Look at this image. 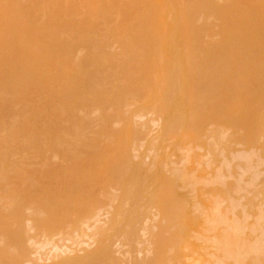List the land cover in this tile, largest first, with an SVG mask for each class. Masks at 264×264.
<instances>
[{"label": "bare ground", "instance_id": "obj_1", "mask_svg": "<svg viewBox=\"0 0 264 264\" xmlns=\"http://www.w3.org/2000/svg\"><path fill=\"white\" fill-rule=\"evenodd\" d=\"M113 46L116 50L112 48ZM175 89L177 91L181 89V91H179L180 93ZM128 100H131L132 103L138 102L139 107L137 109H140L139 111L146 110L148 112L147 109L149 107H151V109L154 107L156 109L154 112H159L158 119H162L163 122L160 133L163 136L167 135L171 138H179L180 136L187 135L189 137L191 136L190 140L193 139L192 141H195L197 138H200V136L202 137L203 134L200 135L201 131H203V127L206 126L205 124L208 122L209 125L213 123L212 125L221 126L229 122L228 124H231L229 130L232 129L229 135V132L223 128L224 126L222 128L226 131L222 132L223 130L221 131V127L215 126L218 128L217 130V128L214 127L213 129L211 125L209 126L207 124L210 130L212 129L211 132L208 129L210 133L205 131L209 134L207 138L209 136L213 140L214 137L215 143H218V141L222 143L220 140H222L223 137L224 140L226 137L225 132H228L226 135H228V139L231 137L230 143L236 140L234 139L235 136H237L238 142L243 144L253 143L254 145L256 142L258 143V141H260H257V138H259L258 135L262 134V138L264 136V0H0V258L2 259V264H20L19 262L24 259L23 256L29 255L27 253L31 250L29 249V244L32 245L33 242L31 240L32 234L30 236L32 242H30L29 236L27 235L29 230L32 231L31 229H37L43 235L45 232L47 233L45 237L49 235L48 233L52 234L56 229V234H60L58 231L62 228V230H64L65 227L62 223L65 219L68 220H65L64 223L70 220L69 222H72V225H74L78 220V216L79 219L84 217L85 210L88 209L91 204H87L88 207L85 208L86 203H89L91 200H85V198L89 197L87 193V191H90L89 187L92 188L95 184L99 186L107 182L105 181L107 178L106 173L110 175L114 170L112 167H118V164L115 165V163L118 161L117 157L120 155L119 153L122 152L121 154H123L130 148L127 142L130 134H114L115 132L112 131L113 137L116 136L112 139L110 133L112 129H109L113 128L111 127L112 123L113 126L118 123H115L116 117L124 118V116L127 117L124 118L123 121L126 122L125 124L128 125L129 128L131 115H124L127 113L122 114V108L124 107H122V105L125 104V109L126 101ZM128 104L130 106V102ZM135 105H133L132 108ZM137 109L136 112L138 111ZM133 112H135V110ZM117 121H119V119ZM134 122L135 125H132V127L138 125H136L138 121L135 120ZM108 123L109 125H107ZM123 123L121 124L124 125ZM208 126L206 128H208ZM121 127L122 126H120V129ZM125 127L126 126H124V128ZM144 127L145 125H143V129L145 130L146 128ZM137 128L138 127H136V130ZM140 128L142 129V127ZM219 128L221 129L219 130ZM116 129L118 128H115V130ZM240 130L244 131L240 133L242 136L239 135ZM123 131L121 129L120 132ZM145 132H141L140 135L142 136V133ZM106 134L111 136L112 140H109V142L107 141L110 136H106ZM134 135H136V133ZM101 136H103L104 142H102L103 139H101ZM133 136H131V143L133 142ZM187 136H184L185 138L183 140L186 139L188 141L189 137L187 139ZM192 136H196V138L194 139ZM134 137L135 140L136 137L139 138L140 136L138 134V136L136 135ZM211 138H208V140H211ZM238 138L246 139L248 142L246 141V143L245 140L241 142L242 139L239 141ZM166 140H168V138ZM199 140L198 143L200 144ZM227 140H225L226 144L223 141L225 147L226 145L230 146ZM262 142L264 143L263 140ZM215 143H209L210 146L213 144L212 147L206 146V148H209L208 150H212V152H210L212 155H217V151L223 150V148H218V143L216 148L219 150L217 149L216 153H214ZM235 143L237 142L234 141V144ZM260 143L261 141L258 143V146L261 148L263 147L262 150L264 151V146H261ZM234 144L232 143V145ZM249 148L250 146H248V149ZM258 149L257 147V150ZM255 151L256 150L253 148L251 152ZM251 152L249 153L251 154ZM253 155H249V158ZM258 155L259 154L256 153V156ZM239 156L241 157V155ZM221 157L223 158V156ZM225 157L226 156H224L222 162L227 160L225 164H227L226 166L229 172L228 165L232 162L228 161L227 158L225 159ZM237 157L238 155L236 158ZM240 157H238V160L241 161ZM259 157L257 158H261L260 161L263 163L264 159ZM121 158L124 159L123 156ZM192 158L194 159V157H191V160ZM129 160L131 159H128V161ZM248 160L250 161V159ZM213 161L211 163L214 165ZM233 161H235V158ZM246 161L245 159L244 162L246 163ZM256 161L257 159L255 162ZM222 162L221 166H223ZM155 163H157V161L154 162V165ZM123 164L127 165L125 162H123ZM209 164L207 160L208 169H211L209 168ZM238 164L235 165L234 163L235 167L237 166V169L239 167L242 168L241 166L238 167ZM259 164H257V166ZM143 165L144 163L142 162V166ZM218 165L220 164L218 163ZM122 166L121 162L120 167ZM225 167L221 169L226 170ZM125 168L122 174H125ZM215 168L218 167L216 166ZM94 169L100 172L96 174L94 173ZM156 169L159 172V168L157 167ZM218 169L220 170V168ZM145 170L147 172L151 171L148 170V167ZM216 170L217 169L214 171ZM244 170L247 171L245 166ZM202 171L205 170L203 169ZM260 171L262 170L260 169L259 172ZM114 173H117V171L115 172L114 170ZM237 173H239V171ZM237 173H235L236 176ZM219 174H222V172H219ZM229 175L228 177L232 176L231 173ZM239 175L242 177V174ZM188 176L190 177V173ZM245 176L247 175L245 174ZM259 176L260 175L255 179V182L252 181L253 183L250 184L251 189H256L254 188V183H257V179L264 175ZM152 177V179L155 180L156 174H152ZM225 177L226 179L228 178L227 175H225ZM118 178H116L117 181L120 180V178ZM213 178L216 179L218 176L215 177L214 175ZM232 178H228V180ZM152 179L151 181L153 182ZM176 179L178 180V178ZM176 179L175 181L168 180V186L170 185V181V186L173 188L172 182L175 184L177 181ZM237 180H242V178ZM115 181H111L110 183H114L113 187L116 189L118 188V182L116 181L117 184H115ZM156 181L160 184L158 179L155 180V183ZM247 182L246 185L251 183V181ZM110 183L107 184L108 188L105 189L109 191H107V194L110 193ZM121 183L119 185H121ZM191 183L190 185H192ZM213 183L217 184V181ZM235 183V186H237V183L239 184L240 182L237 181ZM241 183H243L244 187L240 185H238V187H240V189L245 188L244 191H246L244 182ZM259 183L261 182L259 181ZM142 184L143 182L139 187H143ZM158 184H156V189ZM165 184L162 186L165 187ZM176 184L179 185V182L177 181ZM176 184L175 186H177ZM196 184L193 183V185ZM221 185L223 189V185L225 184L221 183ZM158 186L160 187V185ZM229 187L232 188L230 185ZM258 187L259 184L257 188ZM262 187H264V185ZM171 188L169 187L167 190L170 194L174 195L173 192H177V190L176 188L175 190ZM231 188L224 190L225 194L226 191ZM121 189L120 186L119 190ZM159 189H157V192ZM170 189L172 191H170ZM208 189L209 188L206 190ZM219 189L218 195L222 193L219 192ZM235 189L237 188L235 187ZM253 189L252 191H254V194L257 190ZM261 189L264 191L263 188ZM116 190L118 192V189ZM212 190L213 189H211V191ZM121 191L119 192L120 194L122 193ZM96 192L97 191L93 194L96 195ZM104 192L106 193V191H103V193ZM178 192L180 194V191ZM230 192H232V190ZM103 193L100 194V198H97L103 201L104 204V200L106 199L102 198L104 197ZM167 193L166 191V196H163L164 194L161 193L159 194V196H163V198L160 197L159 199L160 203L163 202L165 205L166 198L171 202L177 201L169 199L170 195ZM208 193L210 192L208 191ZM246 193L252 195L250 192ZM84 194L87 195V197H85ZM90 194L92 195V193ZM98 194L96 196H98ZM225 194L224 196H226ZM256 194L260 196L259 191L256 192L254 196L252 195L255 199L257 198L255 197ZM136 196L138 197V195ZM156 196L157 195L153 194L152 197L156 198ZM92 197L94 198L95 196ZM150 197L148 199H150ZM236 197H238V195ZM107 198L109 199V196H107ZM99 199L96 200L95 197L94 200H92V202L96 203L95 207H97L96 205L99 202L103 205ZM225 199H228V197ZM241 199H244L243 195ZM250 199L252 198H247V204H242L244 208L238 204L239 208L241 207L240 209L245 210L247 208L245 211L242 210L243 213H246H241L244 216L248 214V217L250 213H255L253 212L255 202H253V205ZM107 200L106 202H108ZM140 200L138 199V201ZM215 200L217 201V199ZM110 201L111 200H109V202ZM228 201H231V198ZM174 202L173 204L175 207ZM180 203V216L176 213V215L178 214L177 219L179 217L181 218L180 223L176 220V217H174L179 226L177 228H175L176 226L172 228L170 225L172 229H177V231H175V237H171L174 240H172V244L169 247L172 250L171 252H173V254L171 253L172 256L177 253L176 251H179L181 241L182 243L183 241H189L186 237V226L197 220V217L194 216L195 214L191 209L193 214L190 212L188 205L184 207L183 204L185 203ZM216 203L217 202H215V204ZM100 204L99 206L102 208L103 206ZM173 204L169 202L170 208L168 207V203L165 205H168L167 208L170 209L169 212V210L165 208L168 210V213H166L168 216L172 212L171 208H174ZM220 204L222 203L220 202ZM231 204L228 202V205L232 206ZM104 205L106 206V203ZM109 205L111 206L112 203ZM149 205H151V203ZM92 206H94L93 203ZM245 206L248 207L245 208ZM95 207H93V209H95ZM162 208L161 212L164 213L165 217V212L167 211L164 210V212ZM231 208L230 210L233 212V207ZM93 209L89 214L94 213L92 212ZM111 209L112 206L109 210ZM248 209L252 212L249 211L250 213H247ZM83 210L84 212H82ZM86 211L89 212L90 209ZM173 211L175 212V210ZM215 213L217 214V210ZM259 213L260 212H258V214ZM95 214L91 215L92 217L89 215V217L94 219L95 216L98 215V212L96 211ZM172 214L173 213L170 214V218H168V216L166 217V219H169V221L167 220L169 223H173L170 222V219L173 221L174 218L172 216H176L175 213ZM25 215H27L28 218ZM262 215H264V211ZM262 215L260 214L259 216L264 218ZM64 216H69L71 219H69V217L63 218L64 220L61 219ZM76 217L77 220H75ZM90 218L87 220L83 218L84 223L86 221H91ZM161 218L163 219V217ZM259 218L260 217L255 220L258 221ZM26 219H28L27 223L30 220L33 224V226L29 224V226H31V228L29 227L30 229L25 225L27 223H24ZM165 221L163 219L161 222ZM176 222L174 224H176ZM211 222H213V220H211ZM78 223L82 225L81 227L84 226V223L79 222V220L76 224ZM153 223L151 225L149 223V230L151 226L155 227ZM206 223L207 221L205 224ZM261 223H263V221ZM159 224V226L162 227L163 223ZM221 224L223 223L221 222ZM65 225H67V223ZM91 225L93 226V223ZM76 226L79 225L73 227L76 228ZM227 226L228 225H226V227ZM79 228L77 229L79 230ZM108 228L109 227L98 229L96 235L107 238L106 229ZM145 228L146 227H144V229ZM164 228L162 227L163 230H165ZM169 228H167L166 231H168ZM171 228L169 232L172 231ZM156 229L159 230L158 227ZM156 229L150 232L154 234L153 237L158 239V237L162 238L167 235L166 231L161 230V232H158L162 236H160L159 233L158 237L155 236ZM228 229L230 228L228 227ZM251 229L253 228H250V231ZM94 232L96 233V230ZM75 233L74 236L79 235L77 234V230ZM35 234L37 233L35 232ZM239 234L241 233L239 232L238 235ZM53 235L55 234L53 233ZM66 235L67 233H64V236ZM231 236L229 237L231 238ZM251 236H249V238H252ZM41 237L42 235L40 238ZM146 239L147 238H145V240ZM105 241L107 242V240L104 239V245L101 247L102 249L100 248L96 251L91 250L92 252L86 257L84 256L81 263H78L98 264L102 255L105 259V257H107L106 254L109 253ZM254 241L252 242L254 243ZM40 242L41 241H37L39 244L35 242L33 244H35V246H40ZM157 242H160L159 239ZM154 244H157L156 241ZM219 244L218 246L221 247V243ZM223 244L222 249L225 255L227 258L231 259V261L226 264H241L242 261H240V258H243L241 256L243 252H245V254L248 253L246 254L247 256L251 255V257L255 261H259L260 264H264V252H258L256 248L257 252L253 251L254 249L251 246H249L250 248H246L245 246L247 244L239 243L237 239H230V244L225 243L224 246ZM226 244L229 245L226 246ZM189 245L191 244L189 243ZM255 245L258 244L256 243ZM11 247L13 248L12 250ZM144 247L146 246L144 245ZM42 248H45L44 245ZM251 248L253 250L250 251L255 253L253 255L252 252L251 254L248 252ZM32 249H34L33 246ZM106 250L108 251L105 253ZM217 250H219V248ZM257 253H259L258 256H256ZM161 256H163L164 261L167 260L165 258L166 254ZM28 259L29 257L24 260ZM116 259H113L115 264ZM146 259L148 260L150 258ZM146 259L141 261L138 259L136 260V264H139L137 261H140L142 264H147L144 262ZM215 259L216 257L214 260ZM102 260L103 259L100 261ZM109 260L111 259L109 258ZM31 261L32 259L30 262ZM149 261L150 260H148V262ZM219 262L221 263V261ZM68 264L76 263L75 261H70ZM214 264H217V261Z\"/></svg>", "mask_w": 264, "mask_h": 264}, {"label": "rangeland", "instance_id": "obj_2", "mask_svg": "<svg viewBox=\"0 0 264 264\" xmlns=\"http://www.w3.org/2000/svg\"><path fill=\"white\" fill-rule=\"evenodd\" d=\"M115 45H117V44H115ZM114 45V46H115ZM112 47V48H114L115 49V47ZM111 48V49H112ZM116 48H118V47H116ZM116 50V49H115ZM241 73V72H240ZM238 74H239V72H238ZM240 75V74H239ZM176 90V89H175ZM177 91V90H176ZM179 91H181V89L179 90ZM179 91H177V92H179ZM176 93V92H175ZM180 93V92H179ZM130 102V106H131V100H128V101H126V110L127 111H129V112H127L125 109H124V107H125V104H123L122 105V114H124V113H127V114H124V115H131V117H130V122H129V128H128V125H126L125 123V121H123V119L124 118H126L127 116H124V118L123 117H120V118H117L116 117V120H115V123L116 122H118V123H116L114 126L111 124V127H113V128H109V129H112L111 130V135H112V139L113 138H115V137H113V134H112V131L113 132H115L114 134H116V133H121V134H126L127 133V135H129L128 136V139H127V142H128V146L132 149H130V148H128V150H126L123 154H121L122 152H120L119 154L120 155H118V157H117V163H115V165L116 164H118V167L116 166V167H112V168H114V170H115V172L117 171V173H114V170L113 169H111V170H113V172L111 173V172H109L108 170H105L106 172L108 171L109 173H111L110 175L108 174V173H106V176H107V178H106V180L105 181H107V182H105V183H103L102 185H97V184H95V186L93 185V183H92V188H90L89 187V189H90V191H87V193H88V198H85V197H87V195H85V197H83V198H85V200H87V199H91L90 201L89 200H87V201H89V203H86V205L88 204H90L89 205V207H88V205L86 206L85 205V208H87L88 207V209H90V211L89 212H87L86 210H88V209H86L85 210V212H84V210L82 211V212H84L85 214L82 216V213H81V216L85 219L86 218V220L87 219H89L90 217H89V215L91 216V215H93V214H95V212L97 211L98 212V215L97 216H95V218L93 219V218H90L91 219V221H86L85 223L87 224V222H88V224L86 225L85 223H84V221H83V218H81V219H79V216H78V220H79V222H83V223H81V224H83L84 226V228L83 227H81L82 225H80L79 223L78 224H76L77 223V217L75 218V220H77L76 221V223L74 224V225H72V222L70 223L69 221H66V223H67V225H65L66 223H64L65 222V220H68V219H65V217L66 218H68L67 216H64V217H62L61 219H63L64 220V222L62 223V225L64 224V230H62V229H58L59 231V233L60 234H56L57 233V229L56 230H54L53 232H52V234L51 233H48L49 235H47L46 237H45V235L47 234V233H45L44 232V235L40 232V231H38L37 229L35 230V229H31L32 231H30L29 229L31 228V226H33V224H32V222H30V220H29V222L27 223V220L28 219H26V221H24V223H27V224H25L29 229V232H27V235L29 236V240H30V238L32 237V241L30 240V242H32V245L31 244H29V249H31L30 250V252H27L29 255L27 256V255H25V256H23L24 257V259H27L28 257H29V259L28 260H24L23 258H21V259H23V261L21 260L19 263L20 264H68V262H70V261H75V263L76 264H79V263H81V261L83 260V258H84V256L86 257L90 252H92L91 250H97V249H100L101 247H102V245H104V239L105 240H107V242L105 241V244H106V246H108V248L107 249H109V253L108 254H106L107 255V257H105V259L103 258V255L100 257L101 259H103L102 261H100L99 260V263L100 264H109L110 262L113 264L114 263V261H113V259H116L115 260V262H116V264H136V260H143V259H146V258H150V259H148V260H150L149 262H148V260L146 261V260H144V262L145 263H147V264H171V263H173V264H214L216 261H217V264H226L227 262H229V261H231V259H229V258H227V256L225 255V252L223 251V249H222V244H223V242H224V244H223V246L225 245V243H229L230 244V239H237L238 240V242L239 243H242V244H245L246 242V244L248 245H246L245 247L247 248V247H249V246H251V247H253V249L251 248V249H247L248 250V252H250V254H251V252H252V255L253 254H255L253 251H256V249H257V251L258 252H260L261 251V253H263L264 252V218L262 217L261 218V216H259L260 214L262 215V212L264 211V193H262V192H264L261 188H263L264 189V187H262L263 185H264V181H263V175H264V172H263V170H264V162H263V160H262V162L263 163H261V158L260 157H262L263 159H264V151L262 150L263 149V147L261 148L260 146H258V143L261 141V143H260V145L262 146H264V143L262 142V140L264 141V136H263V138H262V134H260V135H258V137L259 138H257V141L258 140H260V141H258V143L256 142V144H254L253 145V143H247L248 141L246 140V139H243V138H238L239 139V141L241 140V142L243 141V140H245V142L247 143V144H243V143H240V142H238V140H237V136H235V135H233V136H235V138L234 139H236V140H233V141H231V143H230V138L231 137H229V139L227 138L228 137V135L230 134V132H232V129L231 130H229L231 127V124L229 125L228 123L229 122H226V124H228V125H226V124H224V125H212L213 123H211L210 125H211V127L214 129V127L215 126H218V127H223V128H225L228 132V135H226L227 133L225 132V139L223 140V138H222V140H220V142L222 141V143H219V141H218V143H219V147L218 148H223V150L221 151V150H219L218 148H216L217 147V145H218V143H215V140H214V137H213V140H212V138L211 137H209L208 136V138H211V140H208V138H207V135H209V134H207V133H210L211 132V130H210V125L208 126L207 124H205L206 126H204L203 127V131H201V134L200 135H202V137L200 136V138H197L198 140H199V142H200V144L198 143V140L196 139L195 141H192L193 139H191L190 140V137L189 136H187V135H183V136H180L179 138L178 137H174V138H171L170 136H163L160 132H161V127H162V125H163V122H162V119H158L159 118V112L157 113V116H156V113L154 112V110H156L154 107H152L153 109H151V107H149L147 110H148V112L145 110V111H139L140 109H137L139 106V103L137 102H133L132 103V106L133 105H135L133 108H134V110H135V112H133L134 110H133V108H132V106L130 107L129 106V103ZM236 105H238V104H236ZM235 105V106H236ZM239 106V105H238ZM129 107V108H128ZM237 107V106H236ZM136 109L140 112V115H139V112L137 111L136 112ZM125 110V111H124ZM141 110H143V109H141ZM149 111H150V113H149ZM153 111V112H152ZM133 112V113H132ZM152 112V113H151ZM136 113V114H135ZM145 113V114H144ZM136 116H135V115ZM138 114V115H137ZM128 115V116H129ZM142 115V116H141ZM139 116V117H138ZM141 116V117H140ZM134 117V118H133ZM136 117H138V118H136ZM133 119V121H132V119ZM136 118V119H135ZM119 119V121H121V122H119V121H117ZM136 121H138V123H136V125L137 126H133L132 127V125H135V120ZM114 120H112V121H114ZM127 121V120H126ZM124 122V123H123ZM134 122V123H133ZM110 123H111V121H110ZM121 123H123L124 125H122ZM127 123H128V121H127ZM141 123H142V126H141ZM144 123V124H143ZM121 124V125H120ZM131 124V125H130ZM218 124V123H217ZM107 125H109V123L107 124ZM143 125H145V127L144 128H146L145 130L143 129ZM94 126V125H93ZM96 126V125H95ZM120 126H122L121 127V129H122V131L123 132H120L121 131V129H120ZM124 126H126L125 128H124ZM130 126H131V128H130ZM148 126V127H147ZM208 126V128H206ZM109 127V126H108ZM136 127H138L137 128V130L138 129H141L140 127H142V129L141 130H136ZM230 127V128H229ZM97 128V127H96ZM96 128H94V129H96ZM115 128H118V129H116L115 130ZM205 128V129H204ZM215 128H217V127H215ZM221 128H219V130L221 129ZM221 129V131L222 132H224V131H226V130H224V129ZM115 131H114V130ZM135 131H134V130ZM210 130V132H209V130ZM119 130V131H118ZM217 130H218V128H217ZM146 131V132H145ZM205 131H207V133L205 132ZM134 132V133H133ZM141 132H145V133H142V136L140 135L141 134ZM157 132V133H156ZM203 132V133H202ZM243 133L244 131H242V130H240V132H239V135H241L240 133ZM136 133V135L138 136V134H139V138L138 137H136V139L134 140V136H136V135H134ZM147 133V134H146ZM134 136H133V135ZM144 134V135H143ZM205 134H206V137H205ZM239 135H238V137H239ZM264 135V134H263ZM103 136H105V135H103ZM103 136H101L100 138L101 139H103ZM106 136H110L109 134L107 135L106 134ZM105 136V137H106ZM131 136H133V142L131 143ZM184 136H187V139H188V137H189V140L187 141L186 139L185 140H183L185 137ZM242 136V135H241ZM240 136V137H241ZM245 136V135H244ZM261 136V137H260ZM170 137V138H169ZM203 137H204V139H203ZM130 138V139H129ZM163 138V139H162ZM168 138V140H166ZM181 138V139H180ZM192 138H196V136H192ZM207 138V139H206ZM228 140H227V139ZM233 138V137H232ZM261 138V139H260ZM107 139V138H106ZM111 139V136L110 137H108V141L107 142H109V140H112ZM138 139V140H137ZM151 139V140H150ZM204 140V141H203ZM225 140H227V141H229L228 143H230L229 145L230 146H228V145H226V147H225V144H226V141ZM105 140L103 139L102 140V142H104ZM180 141V142H179ZM203 141V142H202ZM207 141V142H206ZM212 142V143H215V146H214V150L213 151H215L214 153H216V151H217V149L219 150V151H217V155H215L214 153V155H212V153H210V152H212V150L210 151V150H208L209 148L208 147H212V145L213 144H211V146H210V142ZM225 142V144H223L224 142ZM234 141L235 142H237V143H235L234 144ZM205 142V143H204ZM217 142V141H216ZM244 142V141H243ZM90 143H92V142H90ZM113 143V142H112ZM111 143V144H112ZM137 143V144H136ZM195 143V144H194ZM204 143V144H203ZM227 143V144H228ZM232 143L234 144V145H232ZM110 144V145H111ZM132 144H134V145H132ZM155 144V145H154ZM168 144V145H167ZM209 144V145H208ZM221 144V145H220ZM137 145V146H136ZM198 145V146H197ZM133 148H132V147ZM153 146V147H152ZM206 146H208L207 148H206ZM248 146H250V148L249 149H251V150H249L248 149ZM253 146V147H252ZM151 147V148H150ZM195 147H196V149H195ZM252 147V148H251ZM257 147L259 148L258 150H257ZM198 148V149H197ZM206 148V149H205ZM253 148H254V150H256L255 152L256 153H258L259 155L258 156H256V153L255 152H251L252 150H253ZM130 149V150H129ZM135 149V150H134ZM139 149V150H138ZM213 149V148H212ZM230 149V150H229ZM261 149V150H260ZM172 150H173V152H172ZM208 150V151H207ZM249 150V151H248ZM131 151H133V152H131ZM240 151V152H239ZM118 152V151H117ZM220 152H221V154H220ZM223 152H224V154H223ZM249 152H251V154L249 153ZM114 153H115V151H114ZM205 153V154H204ZM210 154V156H211V158H210V156H209V154ZM228 153H229V155H228ZM239 153V154H238ZM243 153V154H242ZM245 153V154H244ZM204 154V155H203ZM223 156V158L220 156ZM254 154V155H253ZM116 155V156H117ZM207 155V156H206ZM238 155V157H240L239 155H241V157H240V159H241V161L240 160H238V157L236 158V156ZM245 155V156H244ZM248 155V156H247ZM249 155H253L251 158H249L250 156ZM124 157V159L123 158H121V157ZM128 156V157H127ZM139 156V157H138ZM203 156V157H202ZM220 156V157H219ZM224 156H226L225 157V159L227 158L228 159V161H230V162H232L230 165H228L229 166V172H228V167L226 166L227 164H225V163H227V160H225L224 162H222L223 160H224ZM260 156V157H259ZM132 157H134V158H132ZM191 157H194V159L192 158V160H191ZM195 157H197V158H195ZM208 157V158H207ZM228 157H230V158H228ZM256 157V158H255ZM257 157H259L260 159H258ZM120 160H119V159ZM127 158V159H126ZM166 158V159H165ZM187 158V159H186ZM203 158V159H202ZM204 158H206V159H204ZM210 158V159H209ZM234 158H235V161H233L234 160ZM128 159H131V160H129L128 161ZM134 159V160H133ZM186 159V160H185ZM196 159V160H195ZM230 159V160H229ZM245 159L247 160L246 161V163L244 162L245 161ZM248 159H250V161L248 160ZM257 159V161L255 162V160ZM128 161V163H127V161ZM184 160V161H183ZM194 160V161H193ZM198 160V161H197ZM201 160V161H200ZM207 160H208V162L210 163L209 164V168H211V169H208V166H207ZM213 160H215V161H213ZM221 160V161H220ZM237 160V161H236ZM119 161H120V163H119ZM144 163V165L142 166V162ZM157 161V163H158V165H157V163H155V165H154V162H156ZM214 162V165H213V163H211V162ZM217 161V162H216ZM219 161V162H218ZM259 161H260V164H259ZM121 162H122V167H120V165H121ZM123 162H125V164H127V165H124L123 164ZM197 162V163H196ZM204 162V163H203ZM206 162V163H205ZM221 162L223 163V166H221ZM230 162H228V163H230ZM250 162H251V164H250ZM252 162H253V164H252ZM151 163V164H150ZM194 163V164H193ZM218 163L220 164V165H218ZM234 163H235V165H237L238 163L240 164H238V167L239 166H241L242 168H243V170H242V168H240V170H239V168L237 169V166L235 167V165H234ZM244 163V164H243ZM153 164V165H152ZM201 164V165H200ZM205 164H206V166H205ZM212 164V165H211ZM247 164H250V165H247ZM257 164H259V165H261V166H257ZM114 165V166H115ZM129 165V166H128ZM142 167H141V166ZM150 166V168H149V166ZM245 166V168H247V171L246 170H244V166ZM127 166L128 167V169H127V167L125 168V167ZM218 167V168H220V170L218 169V168H215V167ZM226 166V167H225ZM254 166V167H253ZM258 167V169H257V167ZM147 167H148V170H151L150 172H147L145 169H147ZM159 168V172H158V170L156 169V168ZM206 167V168H205ZM225 167V169L226 170H224V169H221V168H224ZM235 167V168H234ZM111 168V167H110ZM126 169V171H124L125 172V176L122 174V172H123V169ZM141 168V169H140ZM161 168V169H160ZM253 168V169H252ZM262 170V171H260L259 172V170L260 169ZM156 169V170H155ZM174 169V170H173ZM183 171H182V170ZM187 169V170H186ZM205 170V171H202V170ZM215 169H217L216 171H214ZM239 171V173H237L238 171ZM95 170V169H94ZM122 170V171H121ZM219 170V171H218ZM256 170V171H255ZM225 171V172H224ZM255 171V172H254ZM98 172H100V171H97V169L94 171V173H96V174H98ZM192 172V173H191ZM216 172V173H215ZM219 172L221 173L222 172V174H219ZM227 172H228V174H227ZM259 172V173H258ZM263 172V173H262ZM114 173V174H113ZM120 173V174H119ZM189 173H190V177L188 176L189 175ZM215 173V174H214ZM231 173V175L233 176V178H232V176L231 177H228V176H230L229 174ZM235 173H237V176H236V174ZM243 173H244V176H243ZM255 173V174H254ZM261 173V174H260ZM117 174V175H116ZM152 174L154 175V174H156V177L154 178L155 180H157L158 179V181L160 182V184H158V182L156 181V183H155V180H153L152 178ZM207 174V175H206ZM218 174V175H217ZM239 174H242V177H241V175H239ZM245 174L247 175V176H245ZM263 174V175H262ZM109 175V176H108ZM112 175H114V176H112ZM119 175H121V176H119ZM180 175H181V177H180ZM214 175H215V177H217L218 176V178H213L214 177ZM221 175V176H220ZM225 175H227V177L228 178H232V179H229L228 180V178L226 179V177H225ZM255 175V176H254ZM258 175H260V176H263V177H260V178H258L257 179V183L259 184V187L257 188V186H258V184L257 183H254V188H256V189H253V190H257V191H255V193L256 192H258L259 191V193H260V196H259V194H256L255 195V197H257L256 199L255 198H253V196H254V194H253V192L254 191H252V189L250 188V184H252L253 182H255V179L258 177ZM148 176V177H147ZM163 176H165V177H163ZM168 176V177H167ZM180 178H179V177ZM187 176V177H186ZM110 177H112V178H110ZM115 177V178H114ZM120 178V180L119 181H117V179L116 178ZM122 177V178H121ZM221 177V178H220ZM237 177V178H236ZM242 178V180H237V179H239V178ZM246 177V178H245ZM249 177V178H248ZM118 178V179H119ZM164 178V179H163ZM176 178H178V180L176 179ZM225 178V179H224ZM235 178V179H234ZM252 178V179H251ZM112 179V180H111ZM144 179H146V180H144ZM151 179L153 180V182L151 181ZM172 179V180H171ZM175 179L179 182V185L178 184H176V182H175V184L177 185V186H175V184H174V182H172L173 183V185L172 186H174L173 188H171V182L170 181H175ZM192 179V180H191ZM195 179V180H194ZM246 179H248V180H246ZM250 179V180H249ZM254 179V180H253ZM118 182V184H117V182ZM141 180H142V182H143V187L142 186H140L139 187V185H141ZM166 180V181H165ZM168 180H170L169 181V183H170V185L168 186V183H167V181ZM221 180V181H220ZM232 180V181H231ZM235 180H237L238 182H244V184H245V187H246V191H244L245 190V188L243 189V188H241L240 189V187H238V185H240V186H242V187H244V185H243V183H237V186H235L236 185V183L235 182H237V181H235ZM111 181H115L116 183L115 184H117L118 185V188H116V189H118V192H117V190L115 189V187H113V184L114 183H110ZM150 181V182H149ZM211 181V182H210ZM217 181V184L216 183H213V182H216ZM223 181V182H222ZM229 181H231V182H229ZM235 181V182H234ZM247 181H251V183H249V184H247L246 185V182ZM253 181V182H252ZM259 181L261 182V183H259ZM122 182V183H121ZM163 182H165V183H163ZM193 185V183L194 184H196V185H190V183ZM199 182V183H198ZM225 182V183H224ZM230 184H229V183ZM110 183V185H111V187L109 186V189H110V193H108L107 194V191H108V189L107 190H105L106 188H108V185L107 184H109ZM121 183V185H119ZM152 183V184H151ZM221 183H223V184H225V185H223V189H222V185H221ZM234 183V184H233ZM248 183V182H247ZM151 184V185H150ZM156 184H158V185H160V187L157 185V189H159L158 190V192H157V189H156ZM164 184H165V187H163L164 186ZM260 184H263V185H260ZM151 187H150V186ZM163 185V186H162ZM229 185L230 186H232V188L231 187H229ZM249 185V186H248ZM257 185V186H256ZM98 186V187H97ZM120 186H121V190H119L120 189ZM166 186H168V187H166ZM196 186H199V187H196ZM213 188H212V187ZM218 186V187H217ZM227 186V187H226ZM237 188V189H235V187ZM252 186V185H251ZM97 187V188H96ZM99 187H100V189H99ZM136 187V188H135ZM138 187V188H137ZM150 187V188H149ZM159 187V188H158ZM169 187L171 188V189H173V190H175V188H176V190H177V192H173L174 193V195L173 194H170V192L167 190V189H169ZM194 187V188H193ZM249 187V188H248ZM253 187V186H252ZM94 188V189H93ZM130 188V189H129ZM149 188V189H148ZM163 188H164V190H163ZM193 188V189H192ZM207 188H209L208 190H206ZM219 189V192L222 194H219L218 195V189ZM228 188H231V189H229L228 191H226V194H225V191L224 190H227ZM239 188V189H238ZM260 188V189H259ZM97 189V190H96ZM115 189V190H114ZM129 189V190H128ZM147 189V190H146ZM165 189H166V191L168 192L167 194H169L170 195V198L169 199H174V200H177L176 202H174L175 203V207H174V204H173V202H171V201H169L168 200V198H166L167 200H165V205L168 203V205H169V202L170 203H172L173 204V207L174 208H171L172 210V212L171 213H175V215H176V213H178L177 215L178 216H180V213L179 212H181L180 210H181V203L180 202H182V203H185V204H183L184 205V207L185 206H187L188 205V208H189V210L191 209L192 211H193V213L195 214L194 216H196L197 217V220H196V222H194V223H192V224H190V225H188V226H186V228H185V226H184V228L186 229V237L188 238V242L191 244V245H189V243L188 242H186V241H183V243H182V241L180 242V248H179V251H176L175 253V255H171V253L173 254V252H171L172 250L169 248L170 247V245L172 244V240H174V239H172L173 237H175V231H177V229H172L173 227H175V228H177L179 225H178V222H176L175 221V218L174 217H176V220L177 221H179V223H180V221H181V218L179 217L178 219H177V215L176 216H174L173 214V218H174V220L172 221L171 219H170V222H173V223H169L168 221H169V219L168 218H170L169 216H170V214H169V216L166 214V213H168V210H169V212H170V205L168 206L169 208H167V206H165L164 205V203L162 204V203H160V197L161 198H163V196H166V194H165ZM170 189V191H172ZM211 189H213L212 191H211ZM243 189V190H242ZM247 189H248V191H247ZM111 190H112V192H111ZM114 190V191H113ZM124 190V191H123ZM144 190H145V192H144ZM161 190H163V191H161ZM204 190V191H203ZM232 190V192H230ZM251 190V191H250ZM262 190V191H261ZM95 191H97L96 192V195L98 194V196H96V195H94L93 193L95 192ZM98 191H100V192H98ZM103 191H106V193L104 192L103 193ZM122 192L121 194L119 193V192ZM142 191H143V193H142ZM178 191H180V194H179V192ZM208 191L210 192V193H208ZM239 191H240V193H239ZM261 191V192H260ZM109 192V191H108ZM116 192H117V195L115 196V194H116ZM124 192V193H123ZM149 192H150V194H149ZM163 192V193H162ZM196 192V193H195ZM206 192V193H205ZM212 192V193H211ZM229 194H228V193ZM234 192V193H233ZM242 192V193H241ZM246 192H250L252 195H248ZM86 193V194H87ZM90 193H92V195L90 194ZM104 194V197H102L103 199H108L107 198V196H109V199L107 200L108 202H106V200H104V202L106 203V206L103 204V201H101L99 198V196H100V194ZM112 193V194H111ZM129 193H130V195H129ZM148 195H146V194ZM164 194L163 196L161 195V196H159V194ZM236 193V194H235ZM247 195V197H246V195ZM128 194V195H127ZM140 194V195H139ZM153 194H155V195H157L156 196V198H154V197H152L153 196ZM216 194H217V196H216ZM224 194L226 195V196H224ZM243 195V200L241 199L242 198V195ZM83 195V196H84ZM90 195H91V197L92 196H95L96 197V200L97 199H99L101 202H102V204L103 205H101L100 204V202L98 203V201H97V207H95V204L96 203H94V202H92V200H94V198L92 197H90ZM106 195V196H105ZM136 195H138V197L136 196ZM150 195H151V197H150ZM205 195V196H204ZM206 195H208V196H206ZM210 195H212V196H210ZM228 195V196H227ZM229 195H230V197H229ZM238 195V197H236ZM140 196V197H139ZM176 196H178V197H176ZM199 196V197H198ZM203 196V197H202ZM222 196V197H221ZM252 196V197H251ZM97 197H99V198H97ZM133 197V198H132ZM143 197V198H142ZM146 197V198H145ZM150 197V199H148ZM169 197V196H168ZM194 197V198H193ZM216 197V198H215ZM226 197H228V199H225ZM241 197V198H240ZM262 197V198H261ZM82 198V200L84 201V199ZM101 198V199H102ZM114 198V199H113ZM116 198V199H115ZM119 198V199H118ZM131 198V199H130ZM140 200V199H142V200H140V201H138V199ZM165 198V197H164ZM177 198V199H176ZM207 198H208V200H207ZM230 198H231V201H228V200H230ZM234 198V199H233ZM247 198L249 199V198H252V199H250L251 200V203L253 204V202H255L253 205H254V207H253V212H255V213H250V212H252L251 210H249L248 209V211H247V213L249 212L250 213V215H249V217H248V214H245V215H247V216H244V215H242V210L243 209H240L243 205L242 204H245L247 201ZM113 199V200H112ZM122 201H121V200ZM128 199V200H127ZM156 199V200H155ZM183 199H185L186 200V202H185V200H183ZM190 199H192V200H190ZM206 199V200H205ZM215 199H217V201L215 200ZM223 199V200H222ZM255 199V200H254ZM263 199V200H262ZM96 200H95V202H96ZM109 200H111L110 202H109ZM116 200V201H115ZM124 200V201H123ZM134 200H135V202H134ZM147 200H149V201H147ZM181 200V201H180ZM183 200V201H182ZM226 200V201H225ZM233 200V201H232ZM235 200H236V202H235ZM242 200V201H241ZM82 201V202H83ZM158 201H159V203H158ZM161 201H162V199H161ZM163 201H164V199H163ZM169 201V202H168ZM178 201H180V202H178ZM209 201V202H208ZM249 201V200H248ZM262 201H263V203H262ZM119 202H121V203H119ZM215 202H217L216 204H215ZM220 202L222 203V204H220ZM228 202H230V204L232 205V206H230V205H228ZM237 203V204H235V203ZM238 202H240V203H238ZM92 203L94 204V206H92ZM110 203H112V209L111 210H109L110 208H111V206L109 205ZM117 203H118V205H117ZM151 203V205H149ZM248 203V202H247ZM246 203V204H247ZM85 204V203H84ZM83 204V205H84ZM99 204L101 205V206H103L102 208H100V206H99ZM197 204V205H196ZM218 204V205H217ZM235 204V205H234ZM238 204H240L239 206H241L240 208H239V206H238ZM108 205H109V207H108ZM123 205V206H122ZM155 205V206H154ZM164 205V206H163ZM183 205H182V207H183ZM215 205V206H214ZM234 205V206H233ZM252 205V206H253ZM153 206V207H152ZM195 206V207H194ZM237 208H236V207ZM257 206V207H256ZM93 207H95V209H93ZM136 207V208H135ZM162 207H164V208H162V210L164 211H167V212H165V217H164V213H162L161 212V208ZM177 207V208H176ZM208 207V208H207ZM229 207V208H228ZM231 207H233V212H232V210H230V209H232ZM246 207H248V206H245V208ZM165 208H167V209H165ZM176 208V209H175ZM209 208H210V210H209ZM226 208H227V210H226ZM235 208V209H234ZM242 208H244V206L242 207ZM93 209V211L92 212H94L93 214H89V213H91V210ZM98 209V210H97ZM114 209V210H113ZM117 209V210H116ZM180 209V210H179ZM94 210H96V211H94ZM173 210H175V212L173 211ZM190 210V212L192 213V211ZM207 210V211H206ZM213 210H214V213L216 212V210H217V214L215 215L214 213H213ZM245 210H247V208L245 209ZM245 210H243V211H245ZM263 210V211H262ZM113 213H112V212ZM117 211H118V213H119V215H118V213H117ZM133 213H132V212ZM201 211H203V212H201ZM86 212H87V216H86ZM242 212V213H241ZM258 212H260L259 214H258ZM158 213V214H157ZM192 213V214H193ZM235 215H234V214ZM244 213H246V212H244ZM243 213V214H244ZM162 214V215H161ZM211 214H213V215H211ZM224 214V215H223ZM253 214V215H252ZM255 214V215H254ZM256 214H257V216H256ZM80 215V214H79ZM96 215V214H95ZM118 215V216H117ZM219 215H221V216H219ZM25 216H27V215H25ZM168 216V218L166 219V217ZM212 216V217H211ZM254 216V217H253ZM262 216H264V215H262ZM89 217V218H88ZM92 217V216H91ZM161 217H163V219H164V221L165 222H161L163 219L161 218ZM204 217V218H203ZM217 217H219V218H217ZM222 217H223V219H222ZM256 217V218H255ZM258 217H260L259 218V220L257 221V220H255V219H257ZM25 218V217H24ZM27 218H28V216H27ZM172 218V219H173ZM202 218V219H201ZM206 218V219H205ZM210 220H209V219ZM213 218V219H212ZM227 220H226V219ZM236 218V219H235ZM248 218V219H247ZM69 219H71L70 217H69ZM93 219V220H92ZM180 219V220H179ZM234 219V220H233ZM244 219V220H243ZM263 219V220H262ZM81 220V221H80ZM158 220V221H157ZM168 220V221H167ZM183 220V219H182ZM211 220H213V222H211ZM217 220V221H216ZM237 220H239V221H237ZM263 221V223H261L262 221ZM207 221V223L205 224V222ZM216 221V222H215ZM228 221V222H227ZM231 221V222H230ZM244 221V222H243ZM260 221V222H259ZM136 222V223H135ZM154 222V223H153ZM176 222V224H174ZM185 222V221H184ZM221 222L223 223V224H221ZM226 222V223H225ZM235 223V224H233V223ZM243 222V223H242ZM69 223V224H68ZM93 223V226L91 225ZM149 223H150V225L153 223L154 224V226L155 227H153V226H151V229L149 230V228H150V225H149ZM159 223H163V225H162V227L165 229V230H163L162 229V227L161 226H159L160 224ZM168 223V224H167ZM213 223V224H212ZM216 223V224H215ZM218 223V224H217ZM240 223V224H239ZM259 223V224H258ZM29 224H32L31 226H29ZM94 224H95V226H94ZM100 224V225H99ZM104 226H103V225ZM145 224H147V225H145ZM173 224H174V226H173ZM210 225V227H209V225ZM251 224H253V225H251ZM254 224H255V226H254ZM69 225V226H68ZM72 227H71V226ZM75 225H79L80 226V228H79V226H76V228H74L75 227ZM142 225H143V227H142ZM145 225V226H144ZM170 225L172 226V228L170 227ZM217 225V226H216ZM226 225H228L227 227H226ZM230 225V226H229ZM68 226V227H67ZM74 226V227H73ZM91 226H92V228H91ZM101 226V227H100ZM141 226V227H140ZM171 228V230L172 231H174V232H172V231H170L169 232V227ZM236 226V227H235ZM259 228H258V227ZM63 227V226H62ZM94 227H95V229H94ZM104 227H109L108 229H106V234H107V238H103V237H100V236H97L96 234H97V232H98V229L100 230V228H102V229H104ZM144 227H146L145 229H144ZM159 228V230L158 229H156V228ZM212 227H214V228H212ZM215 227H216V229H215ZM228 227L230 228V229H228ZM232 227H234V228H232ZM238 227V228H237ZM67 228H69V229H67ZM77 228H79V230L77 229ZM167 228H169L168 229V231H166V229ZM210 228V229H209ZM250 228H253V229H251V231H250ZM257 228V229H256ZM75 230V232H76V230H77V234H79V235H75L74 236V234H76L75 232H74V230ZM82 229H84V230H82ZM147 229V230H146ZM154 229H156L155 231V236H157L158 237V233L159 232H161V230L162 231H166V234L167 235H165V236H163L162 238L160 237H158V239H159V241L160 242H157V238H155V237H153V235L154 234H151L150 232L152 231H154ZM203 229V230H202ZM214 229V230H213ZM259 229V230H258ZM73 230V231H72ZM82 230V231H81ZM96 230V233L94 232ZM236 230V231H235ZM89 231V232H88ZM127 233H126V232ZM147 231V232H146ZM159 231V232H158ZM227 231H229V232H227ZM231 231V232H230ZM35 232L37 233V234H35ZM71 232V233H70ZM74 232V233H73ZM93 232H94V234H93ZM143 232V233H142ZM167 232H169V233H167ZM241 233V234H239L238 235V233ZM29 233V234H28ZM53 233L55 234V235H53ZM64 233L66 234L67 233V235L66 236H68V234H69V236L71 237H66V236H64ZM136 233V234H135ZM148 233V234H147ZM164 233V232H163ZM163 233H161V234H163ZM229 234V235H227V234ZM251 234V235H249V234ZM253 233V234H252ZM31 234H32V236H31ZM39 234V235H38ZM62 234V235H61ZM71 234V235H70ZM91 234H93V235H91ZM143 234H145V235H143ZM233 234H235V235H233ZM42 235V239L40 238V236ZM96 235V236H95ZM143 235V236H142ZM152 235V236H151ZM159 235H160V233H159ZM170 235H173V236H170ZM199 235V236H198ZM231 235H233V236H231ZM31 236V237H30ZM76 237V238H74V237ZM160 236H162V235H160ZM229 236H231V238L229 237ZM249 236H251L252 238H249ZM262 236V237H261ZM1 237V236H0ZM34 237V238H33ZM73 237V238H72ZM88 237V238H87ZM92 239H91V238ZM93 237H95V238H93ZM121 237V238H120ZM123 237V238H122ZM165 237V238H164ZM172 237V238H171ZM40 238V239H39ZM145 238H147L146 240H145ZM149 238V239H148ZM156 241V243L157 244H154V240ZM168 238V239H167ZM221 238V239H220ZM228 238H230V239H228ZM248 238V239H247ZM254 238H255V241H254ZM45 239V240H44ZM130 239V240H129ZM136 239H138V240H136ZM164 239V240H163ZM202 239V240H201ZM258 239V240H257ZM51 240V241H50ZM89 240V241H88ZM166 240H167V242H166ZM170 240H171V242H170ZM200 240V241H199ZM218 240V241H217ZM220 240H222V241H220ZM229 240V241H228ZM257 240V241H256ZM263 240V241H262ZM37 241H41V242H43V243H41L40 242V246L39 245H37V246H35V244H33L34 242L36 243V244H39V243H37ZM49 241H50V243H49ZM137 241V242H136ZM152 241H154V242H152ZM165 241V242H164ZM214 241H215V243H214ZM241 241V242H240ZM252 241H254V243L252 242ZM138 242H140V243H138ZM153 243V245H152V243ZM163 242H164V244H163ZM45 243H46V246H45ZM98 243V244H97ZM137 243V244H136ZM167 243V244H166ZM219 243H221V247L220 246H218V244ZM258 244V245H255V244ZM41 244H43L44 245V247L45 248H42L43 247V245H41ZM158 244H160V245H158ZM214 244H217V245H214ZM229 244H226V246H228ZM253 244H254V246H253ZM263 244V245H262ZM50 245V246H49ZM144 245L146 246V247H144ZM163 245V246H162ZM168 245V246H167ZM220 245V244H219ZM32 246L34 247V249H32ZM138 246V247H137ZM151 246V247H150ZM153 246V247H152ZM217 246V247H216ZM259 246H260V248H259ZM245 247H244V249H245ZM49 248V249H48ZM54 248V249H53ZM138 248V249H137ZM161 248H163V249H161ZM169 248V249H168ZM219 248V250L221 251V249H222V251L220 252L219 250H217ZM221 248V249H220ZM250 248V247H249ZM256 248V249H255ZM262 248V249H261ZM13 248L11 247V250H12ZM29 249H28V251H29ZM102 249V248H101ZM259 249V250H258ZM10 250V251H11ZM146 250V251H145ZM183 250V251H182ZM203 250V251H202ZM246 250V249H245ZM250 250H253V251H250ZM263 250V251H262ZM108 250H106L105 251V253L107 252ZM154 251V252H153ZM218 251V252H217ZM256 251V252H257ZM12 252V251H11ZM110 252H112V253H110ZM158 252H159V255H158ZM150 253V254H149ZM180 253H181V255H180ZM260 253V254H261ZM104 254V253H103ZM155 254V255H154ZM157 254V255H156ZM166 254V261H164L163 260V256H161V255H165ZM170 254V255H169ZM185 255V257H184V255ZM245 252H243V255H241L243 258H240V261H242V263L241 264H260L259 263V261H255L252 257H251V255H246V254H248V253H246L245 255ZM258 254L259 253H257V255L256 256H258ZM112 255V256H111ZM179 255V256H178ZM1 256V255H0ZM149 256V257H148ZM169 256V257H168ZM175 256H178V257H175ZM224 256V257H223ZM26 257V258H25ZM156 257V258H155ZM174 257H175V259H174ZM183 257V258H182ZM213 257V258H212ZM216 257V259L214 260V258ZM109 258L111 259V260H109ZM113 258V259H112ZM128 258V259H127ZM154 258V259H153ZM176 258H177V260H176ZM252 258V259H251ZM1 259V258H0ZM32 259V263L30 262V260ZM108 261H110V262H108ZM209 259V260H208ZM219 259V260H218ZM226 259V260H225ZM229 259V260H228ZM242 259V260H241ZM80 260V261H79ZM170 260V261H169ZM172 260H174V261H172ZM4 261V260H3ZM29 261V262H28ZM34 261H35V263H34ZM37 261V262H36ZM106 261V262H105ZM122 261V262H121ZM127 261V262H126ZM140 261H137V263L139 262V264L141 263ZM157 261H158V263H157ZM169 261V262H168ZM219 261H221V263L219 262ZM2 262V259H1V261H0V264H2L1 263ZM79 262V263H78ZM119 262V263H118ZM143 262V263H144ZM161 262H163V263H161ZM175 262V263H174ZM196 262V263H195ZM98 263V264H99ZM110 263V264H111ZM115 264V263H114ZM142 264V263H141ZM240 264V263H239Z\"/></svg>", "mask_w": 264, "mask_h": 264}]
</instances>
